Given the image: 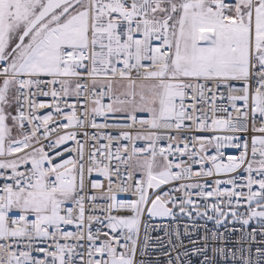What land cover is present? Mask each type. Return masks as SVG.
<instances>
[{
	"label": "snow or ice",
	"instance_id": "snow-or-ice-1",
	"mask_svg": "<svg viewBox=\"0 0 264 264\" xmlns=\"http://www.w3.org/2000/svg\"><path fill=\"white\" fill-rule=\"evenodd\" d=\"M0 264H264V0H0Z\"/></svg>",
	"mask_w": 264,
	"mask_h": 264
}]
</instances>
